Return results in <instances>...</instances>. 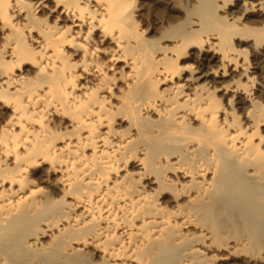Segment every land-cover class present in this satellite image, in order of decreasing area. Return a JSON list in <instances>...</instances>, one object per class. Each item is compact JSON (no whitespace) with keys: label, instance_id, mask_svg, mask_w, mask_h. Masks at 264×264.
<instances>
[{"label":"bare ground","instance_id":"obj_1","mask_svg":"<svg viewBox=\"0 0 264 264\" xmlns=\"http://www.w3.org/2000/svg\"><path fill=\"white\" fill-rule=\"evenodd\" d=\"M0 264H264V0H0Z\"/></svg>","mask_w":264,"mask_h":264},{"label":"rangeland","instance_id":"obj_2","mask_svg":"<svg viewBox=\"0 0 264 264\" xmlns=\"http://www.w3.org/2000/svg\"><path fill=\"white\" fill-rule=\"evenodd\" d=\"M236 1V0H235Z\"/></svg>","mask_w":264,"mask_h":264}]
</instances>
